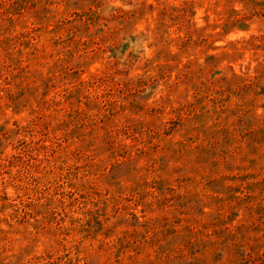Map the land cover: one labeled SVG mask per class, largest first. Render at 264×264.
I'll use <instances>...</instances> for the list:
<instances>
[{
  "label": "rangeland",
  "instance_id": "rangeland-1",
  "mask_svg": "<svg viewBox=\"0 0 264 264\" xmlns=\"http://www.w3.org/2000/svg\"><path fill=\"white\" fill-rule=\"evenodd\" d=\"M0 264H264V0H0Z\"/></svg>",
  "mask_w": 264,
  "mask_h": 264
}]
</instances>
